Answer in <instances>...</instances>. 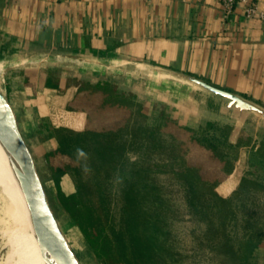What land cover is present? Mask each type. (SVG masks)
<instances>
[{
    "label": "crops",
    "instance_id": "0c3cea01",
    "mask_svg": "<svg viewBox=\"0 0 264 264\" xmlns=\"http://www.w3.org/2000/svg\"><path fill=\"white\" fill-rule=\"evenodd\" d=\"M247 1L264 13V0ZM243 8L238 4L225 14L218 0H0V66H18L35 55L56 58L59 66L25 77L30 88L19 90L15 79L23 73L6 70V98L18 126L11 98L41 95L46 107L63 115L77 83L109 81L153 118L164 113L191 129L209 122L228 125L232 142L248 140L217 186L221 196L233 194L244 180L264 184V18L248 19ZM67 64L88 65L95 77L88 80L79 69L67 70ZM195 80L262 113L239 109ZM45 118L52 127L38 151L44 157L57 149L48 139L57 145L55 130L65 127ZM22 136L37 166L36 153Z\"/></svg>",
    "mask_w": 264,
    "mask_h": 264
},
{
    "label": "trees",
    "instance_id": "16d2710c",
    "mask_svg": "<svg viewBox=\"0 0 264 264\" xmlns=\"http://www.w3.org/2000/svg\"><path fill=\"white\" fill-rule=\"evenodd\" d=\"M76 87L67 110L85 113V129L81 133L56 129L58 148L46 155V161L61 205L79 227L97 258L103 264L180 262L170 253L173 247L170 231L164 230L165 236H158L155 225L142 226L135 219L141 206L138 199L140 190L156 193L158 190L151 179L163 176L186 188L192 206L200 201L214 203L210 209L217 214L215 234L222 235L223 242L217 241L214 246L212 240L204 236L210 230L212 217L209 212L205 213L206 217L205 214L200 216L204 221L200 232L204 235L195 238L199 248L206 247L212 252L217 250L215 256L219 264H252L255 250L264 235V184L244 180L227 197L216 190L233 169L239 147L248 140L241 137L232 142V128L228 125L209 122L198 129H191L178 125L164 113L149 125L141 113V104L133 95L118 92L116 85L109 81L95 84L79 82ZM133 118L139 124L136 129L130 125ZM72 148L79 149L77 155H73ZM120 149L125 152L135 150L137 156L124 158L119 154L122 152ZM85 153L87 156L83 157ZM260 158L264 166V149ZM107 166L113 172L122 170L120 173L126 187L123 209L132 216L127 227L131 236L129 241L109 232L111 225L102 199L114 175L106 170ZM91 168L94 172L84 173ZM70 170L76 178V191L64 195L59 181ZM141 186L146 189H141ZM145 199L150 200L149 206L163 203L162 199L155 197L157 202L152 201L149 195ZM237 211H242L244 221L238 223ZM239 226L238 230L234 229ZM239 231L242 233L237 239L235 236ZM236 241L237 244L234 243ZM221 248L224 251L219 253Z\"/></svg>",
    "mask_w": 264,
    "mask_h": 264
},
{
    "label": "rangeland",
    "instance_id": "374dc122",
    "mask_svg": "<svg viewBox=\"0 0 264 264\" xmlns=\"http://www.w3.org/2000/svg\"><path fill=\"white\" fill-rule=\"evenodd\" d=\"M56 63V58L49 57L48 55H35L22 62V64H19L18 66H7L1 64L0 91L6 97V87L8 79L5 75V72H7V69L21 70V72L23 73L21 78L24 79V81L19 78L15 79L16 90H19V87H25L29 89L30 84L27 80L29 75H35L38 71H48L50 69H53L55 71V69L59 67ZM64 67L67 70H72L73 68L79 69L83 74L85 73V78H88V80L95 77L90 76L91 70L88 65L73 66L72 64H67L64 65ZM15 77L16 76H14V78ZM82 83L95 84V82L92 83L88 81H83ZM74 88L73 89L76 93L77 87ZM29 92L30 91L28 90L27 95H29ZM37 93L40 92L37 91ZM44 99V96L41 95L38 98H27L25 96L11 98L19 119V129L24 135L25 139L29 142L34 154L36 153V167L43 183L48 202L67 243L69 244L79 263L103 264L97 258L96 254L87 242L79 227L75 224L70 215L64 210L63 206L61 205L57 195L55 183L52 179L51 170L47 165L46 156L44 157V155H41V153L38 152H41V149L44 148L41 146V143H44L45 140H47L46 138L48 137V135H50V128L52 127L51 124L49 125V123L46 122V116L49 115L52 122L65 126H61V129L81 133L85 129L86 125L85 113L83 111H69V113L67 112V114L61 115L59 111L51 110L52 108L46 107L45 104H43ZM27 100L31 102H28ZM141 113L145 117V122L147 124L152 125L155 122L156 118H153L152 115L142 107ZM130 125L133 129H136V126H138L139 124L136 123L135 119L133 118V122H131ZM48 140L49 141H47L46 143H52L53 145H55V148H58V143L56 145V143L54 144L51 139ZM78 141L79 139L77 140V142ZM48 144L47 149H51L53 145L48 146ZM75 150L76 149L72 148L73 155H77V153L79 152V149H77L76 151ZM120 151L122 150L120 149ZM119 154L123 155L124 158H135L137 156L135 150H130L129 152H125L123 150ZM85 156H87L86 153L83 154V157ZM107 168L108 169L106 170L114 175V177L106 187V191L104 193L105 197L104 199H102L107 210L106 212L108 213L107 218L111 225V230L109 232L111 235H115L117 233V237L121 238L124 241H129L131 236L127 227L129 226V221L132 220V216L127 215L126 210L124 211L123 209L126 204V187L124 179L122 177V173H120L122 170L120 172H113L109 170L110 166H107ZM84 171H86L84 173H91L94 172V168L86 169ZM75 179L76 178L74 176V173L71 170L60 178L59 185H62V187H64V191L62 192L64 195H71L75 193ZM151 180L155 184L158 191L156 193H145L141 192L140 190L138 199L140 200L141 206L138 208L140 212L137 211V216H135L136 221H138L139 224L142 223V226H144V224H147L148 226L155 225L157 229L156 233L158 236H165L164 230L171 232L169 237L173 244V247L170 249V253L175 255L173 256L174 258L180 259V262H178V264H219L220 261H218L219 259L215 256L217 250H215V252H212V250H209L206 247L204 249L199 248V243H197V240H195L197 236L204 235L202 234V232H200L201 228H204V221L200 216L205 213L211 212L210 216L212 217V220L211 222H209L210 230L208 234L204 236H207L209 240H212L211 244H213L214 246L217 241H219L220 243L223 242L222 235H220L219 233V235L215 234L217 214L215 213L214 209H210V207H214V203L200 201L199 204L196 203V206L194 207L190 203V198L188 199L187 197L189 194L186 192V188H184L182 185L178 184L177 182H173L168 177L163 176H154ZM141 189L145 190L146 188L142 187ZM148 195L152 201L157 202V200H154L155 197L158 199H162L163 203H159L155 206H149L150 200L145 199V196L147 197ZM208 203L210 204V206H208ZM258 212L260 213V211ZM262 212L264 213V211ZM241 215L242 211H237V217L239 218L238 223L240 221H244L245 219L242 218ZM239 228L241 227H234V229L236 230H238ZM147 232L149 231L147 230ZM0 233L9 234V232L4 231H0ZM241 233L242 232L239 231L238 236L236 235L235 238L238 239V237H241ZM262 236L263 240L255 250L252 264H264V235ZM234 243L237 244V241ZM222 249L223 248L219 250V253H222V251H224ZM4 258H6V250L0 251V262Z\"/></svg>",
    "mask_w": 264,
    "mask_h": 264
},
{
    "label": "water",
    "instance_id": "95a60500",
    "mask_svg": "<svg viewBox=\"0 0 264 264\" xmlns=\"http://www.w3.org/2000/svg\"><path fill=\"white\" fill-rule=\"evenodd\" d=\"M203 89L227 99L243 110L261 112L254 105L227 91L195 80ZM0 145L18 183L25 205L37 230L45 264H80L67 243L50 207L35 161L21 134L17 118L7 98L0 91Z\"/></svg>",
    "mask_w": 264,
    "mask_h": 264
},
{
    "label": "bare ground",
    "instance_id": "6f19581e",
    "mask_svg": "<svg viewBox=\"0 0 264 264\" xmlns=\"http://www.w3.org/2000/svg\"><path fill=\"white\" fill-rule=\"evenodd\" d=\"M0 231L9 232L0 233V251L6 250L0 264H45L37 230L1 145Z\"/></svg>",
    "mask_w": 264,
    "mask_h": 264
},
{
    "label": "built area",
    "instance_id": "2783aa9c",
    "mask_svg": "<svg viewBox=\"0 0 264 264\" xmlns=\"http://www.w3.org/2000/svg\"><path fill=\"white\" fill-rule=\"evenodd\" d=\"M56 2H61L64 0H55ZM144 1H150V0H144ZM221 4L225 14L232 13L234 7L238 4L244 5L243 8V14L246 18H264V13L259 10V7L257 4L249 3L247 0H218Z\"/></svg>",
    "mask_w": 264,
    "mask_h": 264
}]
</instances>
